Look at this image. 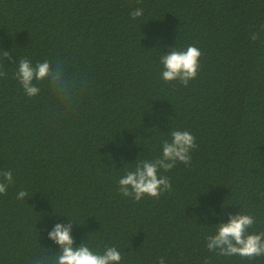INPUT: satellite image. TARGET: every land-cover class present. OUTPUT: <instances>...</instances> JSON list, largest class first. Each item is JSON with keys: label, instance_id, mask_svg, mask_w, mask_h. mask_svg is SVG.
I'll list each match as a JSON object with an SVG mask.
<instances>
[{"label": "trees", "instance_id": "trees-1", "mask_svg": "<svg viewBox=\"0 0 264 264\" xmlns=\"http://www.w3.org/2000/svg\"><path fill=\"white\" fill-rule=\"evenodd\" d=\"M189 45L196 78L165 82L160 57ZM0 47L11 57L0 61V171L13 175L0 264L53 258L47 233L69 219L75 246H114L120 264H264L205 246L228 214H251L248 231L264 233V0H0ZM20 58L58 64L59 89L34 82L26 96L10 64ZM174 129L197 147L190 167L159 171L172 190L121 195L118 180L158 158Z\"/></svg>", "mask_w": 264, "mask_h": 264}, {"label": "clouds", "instance_id": "clouds-1", "mask_svg": "<svg viewBox=\"0 0 264 264\" xmlns=\"http://www.w3.org/2000/svg\"><path fill=\"white\" fill-rule=\"evenodd\" d=\"M143 15V9L137 8L130 13L132 19ZM258 38L257 33L251 35L252 40ZM201 51L194 45H189L186 50L172 49L160 57L163 66L161 78L165 82L178 81L181 85L188 86L189 81L197 76ZM11 60L10 50L5 51L0 47V61ZM17 65L14 78L19 82L24 93L29 98L36 96L40 88L34 82L47 81L50 86L62 84V69L58 64H50L49 61L37 62L35 65L28 58H20L11 61ZM0 77H6V73L0 70ZM171 140H163L162 154L153 160L137 161L133 170L127 171L118 180V191L125 197H130L139 202L144 196L159 199V197L172 190V185L167 176L159 175V171L171 170L177 162L185 166L191 165V150L197 147L195 137L188 131L172 130ZM13 183L11 171H0V195L6 194L8 185ZM28 194L21 190L17 193V199L23 200ZM255 223L251 214H228L227 223L215 224L212 234L205 238L207 250L217 256H239L249 260L264 256V233H252L248 230ZM73 222L55 223L48 238L59 245L60 250L55 252L53 258L42 256L33 261V264H120L121 253L116 247H105L102 253L94 252L85 243L75 246L71 236ZM158 264H165L160 258ZM204 264H209L205 258Z\"/></svg>", "mask_w": 264, "mask_h": 264}]
</instances>
